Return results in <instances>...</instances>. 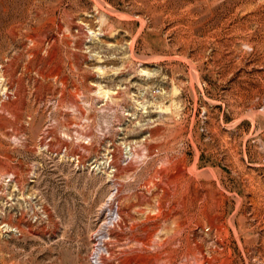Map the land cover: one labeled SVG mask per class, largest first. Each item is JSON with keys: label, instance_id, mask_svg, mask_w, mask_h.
Instances as JSON below:
<instances>
[{"label": "rangeland", "instance_id": "374dc122", "mask_svg": "<svg viewBox=\"0 0 264 264\" xmlns=\"http://www.w3.org/2000/svg\"><path fill=\"white\" fill-rule=\"evenodd\" d=\"M167 156L230 191L243 161L264 264V0H0V264H119L117 207Z\"/></svg>", "mask_w": 264, "mask_h": 264}, {"label": "bare ground", "instance_id": "6f19581e", "mask_svg": "<svg viewBox=\"0 0 264 264\" xmlns=\"http://www.w3.org/2000/svg\"><path fill=\"white\" fill-rule=\"evenodd\" d=\"M34 41L39 43L41 39L34 37ZM52 58L53 55L50 54L49 59ZM41 60L44 59L41 57ZM56 70L57 67L54 66L49 70V74ZM69 97L74 100L73 93H70ZM150 148L147 147L148 150ZM75 152L76 150H73L72 154ZM129 152L132 159L136 153L132 148ZM131 159L123 166L118 162L117 154L113 153L108 160V165L113 167V176L137 173V167ZM232 160L234 161V158ZM238 165L240 167L237 180L240 192L236 187L232 191L226 188L220 169L207 167L197 172L196 166H192L187 170L185 161L176 157L167 156L159 168L148 171L142 184L152 182L156 189L149 194H127L123 196L125 202L117 207L118 217L125 222L130 221L128 230L112 232L117 239L127 237L130 243L129 247L116 255L119 264H248L246 212L249 201H253L255 205L256 200L248 197L247 178L250 175H246L243 161ZM0 167L1 171L13 170L18 183L16 168L2 162ZM230 168L232 169V166ZM157 177L159 180L155 181ZM119 191L121 189H118ZM151 210L154 213H151ZM254 210L253 208L252 211ZM198 230L211 235L214 240L215 247L210 249L208 255L205 253V236L200 238ZM107 250L114 252L112 248ZM101 263L111 264L107 258L102 259ZM9 264L14 262L10 261Z\"/></svg>", "mask_w": 264, "mask_h": 264}]
</instances>
